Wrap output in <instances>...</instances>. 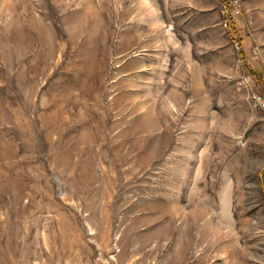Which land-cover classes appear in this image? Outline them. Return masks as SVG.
Listing matches in <instances>:
<instances>
[{"label": "rangeland", "instance_id": "374dc122", "mask_svg": "<svg viewBox=\"0 0 264 264\" xmlns=\"http://www.w3.org/2000/svg\"><path fill=\"white\" fill-rule=\"evenodd\" d=\"M225 12L0 0V264H264V74Z\"/></svg>", "mask_w": 264, "mask_h": 264}, {"label": "crops", "instance_id": "0c3cea01", "mask_svg": "<svg viewBox=\"0 0 264 264\" xmlns=\"http://www.w3.org/2000/svg\"><path fill=\"white\" fill-rule=\"evenodd\" d=\"M240 5V15L235 17L241 24L236 28L241 40H234L240 43L241 51L250 63L248 67L257 70L256 63H259L262 69L260 72L264 74V0H240ZM146 7L143 18L147 21L154 20L152 25L157 26V22L162 18L156 9L157 5L146 2ZM147 37L155 42L149 35ZM156 42H159V38Z\"/></svg>", "mask_w": 264, "mask_h": 264}, {"label": "trees", "instance_id": "16d2710c", "mask_svg": "<svg viewBox=\"0 0 264 264\" xmlns=\"http://www.w3.org/2000/svg\"><path fill=\"white\" fill-rule=\"evenodd\" d=\"M224 6H226V12H225V16H224V21H225V24H226V31L229 35L230 38L232 39H240V33L237 31V27L238 26H241L240 22L238 21V19H236L235 16H231L229 14L230 12V8H229V5L227 4L226 0H219ZM242 52V51H241ZM250 72V74H254V75H258V79L262 80L263 77H261V74L260 72L256 71V69H252V68H249L248 70ZM264 81V79H263Z\"/></svg>", "mask_w": 264, "mask_h": 264}, {"label": "built area", "instance_id": "2783aa9c", "mask_svg": "<svg viewBox=\"0 0 264 264\" xmlns=\"http://www.w3.org/2000/svg\"><path fill=\"white\" fill-rule=\"evenodd\" d=\"M235 48L236 50H238V46H237V43H235ZM257 100L261 103V105L264 107V102L262 100H260L259 97H257Z\"/></svg>", "mask_w": 264, "mask_h": 264}]
</instances>
